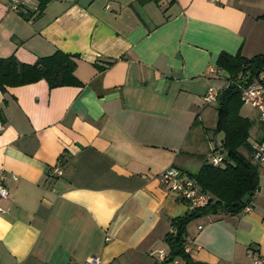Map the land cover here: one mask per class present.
<instances>
[{
  "label": "crops",
  "instance_id": "crops-1",
  "mask_svg": "<svg viewBox=\"0 0 264 264\" xmlns=\"http://www.w3.org/2000/svg\"><path fill=\"white\" fill-rule=\"evenodd\" d=\"M39 4L15 13L0 0V58L33 65L64 52L77 57L81 85L0 91V175L10 192L0 202V264L161 263L171 220L191 207L158 176L194 174L213 152L224 156L204 98L229 75L209 68L223 52L264 54V0H49L27 21ZM243 117L253 122L249 142L261 141L259 115ZM58 160L63 174L52 176ZM259 168L251 212L189 223L193 260L252 264L250 251L264 260Z\"/></svg>",
  "mask_w": 264,
  "mask_h": 264
},
{
  "label": "trees",
  "instance_id": "trees-1",
  "mask_svg": "<svg viewBox=\"0 0 264 264\" xmlns=\"http://www.w3.org/2000/svg\"><path fill=\"white\" fill-rule=\"evenodd\" d=\"M39 2L38 11L23 15L27 21L41 16L49 0ZM260 19L264 23V15ZM76 58L61 51L41 58L33 65L21 63L15 56L0 58V91L40 81L47 82L50 89L80 86L75 76ZM215 64L220 72H226L234 81L241 72L256 75L264 71V54L244 59L239 54L232 56L223 52ZM241 102L240 92L233 84L221 90L216 103L218 124L214 132L223 135L220 148L216 151L224 154V166L216 168L205 163L197 173L188 175L203 192L210 195L211 200L207 206L190 209L188 213L171 220L174 232L164 237L169 254L158 264H170L176 258H182L185 264H204L193 260L186 251L189 223L210 215L237 216L251 204L254 194L260 189V166L252 159L253 148L249 142L253 122L241 116Z\"/></svg>",
  "mask_w": 264,
  "mask_h": 264
},
{
  "label": "built area",
  "instance_id": "built-area-1",
  "mask_svg": "<svg viewBox=\"0 0 264 264\" xmlns=\"http://www.w3.org/2000/svg\"><path fill=\"white\" fill-rule=\"evenodd\" d=\"M214 3H220L221 0H212ZM32 0H10V10L19 13L21 10L26 9L31 5ZM34 11H38V7L34 8ZM210 74L220 75V71L217 68H209ZM237 78L232 81L229 77L226 80L223 89L228 88L231 84L236 87V90L240 92L241 103L249 104L259 114V120L264 128V71L259 72L256 75H252L248 72H241L236 76ZM221 89V90H223ZM221 90L214 87H210L205 95V103L207 105H213L218 102ZM253 156L252 159L260 167H264V138L262 141L252 143ZM208 164L213 167L224 166V156L213 152L211 156H208ZM50 173L52 176H61L63 174V162L58 160L56 164L51 168ZM16 176L11 174V179L15 180ZM7 175H0V202L10 198V192L7 186ZM161 185L169 192L177 196L180 200L188 203L191 209L203 208L208 205L211 197L209 194L203 192L196 182L190 178L187 174L179 171L177 168H169L163 171L159 176ZM251 204L244 207L242 213L251 212ZM4 211L0 206V214ZM171 233L174 230L171 228ZM249 256L255 258L252 260V264H264L262 258L254 257V252L250 251ZM167 256L163 253H159V259L163 260ZM85 264H101L98 257H92L85 262Z\"/></svg>",
  "mask_w": 264,
  "mask_h": 264
},
{
  "label": "rangeland",
  "instance_id": "rangeland-1",
  "mask_svg": "<svg viewBox=\"0 0 264 264\" xmlns=\"http://www.w3.org/2000/svg\"><path fill=\"white\" fill-rule=\"evenodd\" d=\"M210 108L214 109L216 111L215 115H214L215 111H213V116H212L213 118L211 119V123H215L217 125L218 124V117H217L218 116V111H217L218 105L217 104H213V105H211ZM240 113L243 116H247V117H250V118H253V119L258 118V115H257L258 112L254 108L249 106V104L247 105V104L243 103V105L241 107V110H240ZM217 136H219L222 139V134L221 133L217 134ZM220 138H219V140H220V142H222V140ZM210 139H214L213 135H210Z\"/></svg>",
  "mask_w": 264,
  "mask_h": 264
}]
</instances>
